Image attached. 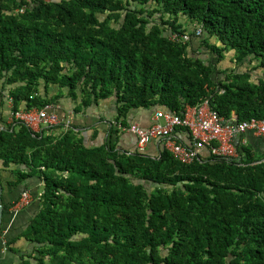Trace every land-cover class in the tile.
I'll return each instance as SVG.
<instances>
[{
  "label": "trees",
  "instance_id": "1",
  "mask_svg": "<svg viewBox=\"0 0 264 264\" xmlns=\"http://www.w3.org/2000/svg\"><path fill=\"white\" fill-rule=\"evenodd\" d=\"M110 100L98 146L75 123L34 132L15 118ZM206 101L226 122L264 120V0H0V170L13 190L43 182L23 264H264L261 137L189 165L118 146L132 112Z\"/></svg>",
  "mask_w": 264,
  "mask_h": 264
},
{
  "label": "built area",
  "instance_id": "2",
  "mask_svg": "<svg viewBox=\"0 0 264 264\" xmlns=\"http://www.w3.org/2000/svg\"><path fill=\"white\" fill-rule=\"evenodd\" d=\"M29 1V0H26ZM50 2V0H45ZM175 35L172 40L182 43L189 41L188 35ZM51 107L43 110H21L15 118L27 125L34 132H40L44 128L70 125L69 119L62 118ZM13 118V117H12ZM138 140L137 150L140 153L146 151L148 145L154 140L163 141V146L181 164L189 165L200 158L205 151L209 155L219 158L237 159L239 157L238 145L246 144L245 138L240 136L252 134L264 139V120H250L238 122L237 117L226 122L212 110L209 101L198 107H187L183 115L164 113L159 111L153 118L151 126L144 128L139 124H132L128 129ZM186 130L190 136L188 143L177 139L178 131ZM34 197L30 192H23L19 201L13 206V212L18 213L33 203Z\"/></svg>",
  "mask_w": 264,
  "mask_h": 264
},
{
  "label": "crops",
  "instance_id": "3",
  "mask_svg": "<svg viewBox=\"0 0 264 264\" xmlns=\"http://www.w3.org/2000/svg\"><path fill=\"white\" fill-rule=\"evenodd\" d=\"M10 105L11 104L7 103L6 106L4 105L1 107V111L4 114L3 119L6 120L7 124H11L13 122ZM116 111V106L111 100L102 103L101 106L95 107L91 111H87L86 114H73L72 109L67 104H62L59 108L56 109V113L61 117L70 119V125L74 123L78 125L77 130L82 134L88 146H98L105 142L106 137L108 136L109 128L111 127L110 123H113L115 121ZM159 111H162L164 113H171L170 111L160 108L153 110L142 109L132 112L129 116V122L136 123L141 127L147 128L151 126V124L153 123V118ZM59 132L57 131V134H59ZM245 136V140L247 142L248 137L247 135ZM176 137L179 141L184 143H188L190 140V136L187 131H178ZM137 144V137L128 130L123 129L118 137L119 148L133 152L137 149ZM163 147V141L154 140L148 145L145 152H148L153 157H157L161 154ZM204 153L208 154L207 151H205ZM0 178V181L3 182L4 185L7 184L6 187H2L4 188V207H7V211H4L3 224L1 229L3 235L0 236V248L2 253V256H0V264H23L25 260H28L27 257L31 254L33 245L23 237L20 240L18 239L27 230L31 220L39 211V201L36 200H38L42 194L43 182L37 177L28 180L29 192L34 195L35 200L29 207H26L22 211L15 213L13 212L12 206L13 204H15V201L22 195L23 191L20 189L13 190V188L8 186V183L14 181L15 179L12 173L0 170ZM11 239H14L16 243L12 245V249H9L7 248V244Z\"/></svg>",
  "mask_w": 264,
  "mask_h": 264
},
{
  "label": "water",
  "instance_id": "4",
  "mask_svg": "<svg viewBox=\"0 0 264 264\" xmlns=\"http://www.w3.org/2000/svg\"><path fill=\"white\" fill-rule=\"evenodd\" d=\"M3 215H4L3 188L0 185V233L3 224Z\"/></svg>",
  "mask_w": 264,
  "mask_h": 264
},
{
  "label": "clouds",
  "instance_id": "5",
  "mask_svg": "<svg viewBox=\"0 0 264 264\" xmlns=\"http://www.w3.org/2000/svg\"><path fill=\"white\" fill-rule=\"evenodd\" d=\"M45 3H50L51 1H53V0H50V2H47V1H45V0H43ZM190 39V38H189ZM63 118V117H62ZM65 119V118H64ZM69 119V118H68ZM70 120V119H69ZM66 126V125H65ZM66 127H70V125L69 126H66ZM24 192H26V191H24ZM29 192V191H28ZM31 193V192H30ZM21 197V196H20ZM14 206V205H13ZM12 206V207H13Z\"/></svg>",
  "mask_w": 264,
  "mask_h": 264
},
{
  "label": "rangeland",
  "instance_id": "6",
  "mask_svg": "<svg viewBox=\"0 0 264 264\" xmlns=\"http://www.w3.org/2000/svg\"><path fill=\"white\" fill-rule=\"evenodd\" d=\"M227 64H228V63H226V65H227ZM222 65H223V68H227V66H225L224 63H223ZM262 139H263V138H262ZM263 140H264V139H263ZM30 194H31V193H30ZM31 195L33 196V194H31ZM33 197H34V196H33ZM34 200H35V199H34ZM34 200H33V201H34ZM38 200H39V199H38ZM38 200H36V201H38Z\"/></svg>",
  "mask_w": 264,
  "mask_h": 264
}]
</instances>
